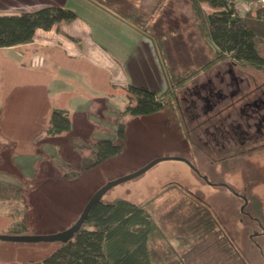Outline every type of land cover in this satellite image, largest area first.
Here are the masks:
<instances>
[{"label": "rangeland", "instance_id": "1", "mask_svg": "<svg viewBox=\"0 0 264 264\" xmlns=\"http://www.w3.org/2000/svg\"><path fill=\"white\" fill-rule=\"evenodd\" d=\"M44 1L0 0V14L15 9L21 12L33 11L42 6ZM63 1L66 7L88 19L91 14H103L99 8H106L104 10L109 13L115 11L111 9L114 4L111 5L108 0H104L107 5L103 6L96 2L93 4L91 0ZM119 1L122 0H115ZM129 1L131 4L123 1L125 4L120 8L123 12L117 14L123 20L126 18V22L132 17L135 22L136 17L140 16L143 10L138 7V2L149 4V10H154L153 13L158 10V5L159 8H164L161 6L166 2L162 3L160 0L157 4V0H151L153 3L150 0ZM186 2H166L167 14L164 17L169 19L172 16L175 28L182 26L185 32L182 38L195 43L198 37L191 26L193 17L190 4ZM247 3L249 2L237 4L240 14L246 12ZM258 4L263 5V1ZM206 8L209 12L210 8ZM143 9L147 12L148 8L144 6ZM110 23L115 26L110 27L113 32L119 33L124 28L121 22ZM159 25L160 22L157 35L162 32ZM132 26L131 24L130 27ZM164 29L165 32L169 31L167 27ZM122 36L124 43L135 37L133 33L121 34L119 37ZM165 36L170 38L169 33ZM205 51L197 49L195 52L199 54L191 57V64L209 61L213 53ZM128 52L125 51L126 54ZM260 55L264 60V44L260 46ZM7 56L8 53L0 51V180L23 187L25 198L24 201L0 203V234L48 236L61 233L72 227L90 198L100 188L138 172L157 159L165 158L139 177L112 187L104 194L103 199L110 201L124 198L141 205L151 213L173 244H176L175 236L193 239L197 234L189 231V225L196 224L197 221L190 219L194 214L190 206H206L217 219L220 238L228 245H224L220 238L205 237L203 241L194 238L197 243L193 242V248L180 255L185 256L181 258V262L190 255L189 264H264V108L259 109L261 114L252 110L249 115L253 116L250 118L241 113L245 100L251 99V104H254L263 96L264 69H245L243 74L249 76V81L241 87L242 93L239 100L233 101L231 111L239 122L235 127L228 126V130L224 132L240 139V134L251 123L248 128L251 139L243 146H236L242 147L241 152L236 151L239 154L230 153L228 158L222 160L228 152H212L211 147L205 150L191 137L199 133V122L194 110L186 114L181 100L182 89L178 92V101L170 102L164 109L147 115L122 114L120 111L125 110L122 99L104 101L103 97L107 96L99 95L95 101V114L87 116L90 120L87 130L83 129V125L79 126V122L82 123L87 118L78 114L73 116L77 121L74 132L48 135L55 99L46 96V83L39 79L43 70L30 66L22 68L7 59ZM138 57L133 55L131 59L134 61H130L132 65L124 68L132 81L129 83L150 87L160 95L164 94L168 89L165 76L169 75L164 58L156 61L155 53L151 52L148 57L144 51L140 69L139 65L133 66V63H139ZM175 68L187 70L182 65H176ZM194 69L195 67H188L189 71L174 76L178 79L186 78ZM87 71L88 69H84L80 73H88ZM204 88L208 90V87ZM192 91L195 92V89ZM237 91L234 90L235 93ZM105 104L108 107L106 109ZM188 115L192 120L190 123L186 121ZM118 122L124 124V138L118 134ZM244 136L246 135L243 134ZM101 140L114 141L122 145V148L117 155L95 164V147ZM229 144L234 145L231 142ZM228 148L234 149V146ZM199 156L211 164L213 177L226 187L211 186L202 179L204 176L201 178L195 168V164L199 167ZM174 158H185L192 166ZM6 211L17 217L2 215ZM186 221L189 223H185ZM183 230L186 233L181 232ZM156 244L160 252L167 250L163 242ZM60 246L61 242L28 244L0 240V264L43 261ZM181 251L179 249L178 252Z\"/></svg>", "mask_w": 264, "mask_h": 264}, {"label": "trees", "instance_id": "2", "mask_svg": "<svg viewBox=\"0 0 264 264\" xmlns=\"http://www.w3.org/2000/svg\"><path fill=\"white\" fill-rule=\"evenodd\" d=\"M92 1L102 6L107 5L105 3L107 0ZM108 1L111 5L114 4L111 9L115 10L116 15L123 12L120 11L122 7L120 3L123 1H119V3L115 0ZM186 1L191 6L195 21L194 26L198 29L201 38L215 47L213 57L195 68L186 78L178 79L171 73L166 74L169 87L162 95L146 86H129L126 91L128 103L125 110L121 111L122 114L147 115L164 109L170 102H176L180 99L178 92L183 90V85L189 78L211 70L219 62L229 61L232 67L239 70V74L245 73V69L248 68L264 69V60L260 55V46L264 44V7L259 5L249 9L244 14H240L237 4L252 0ZM203 3L208 4L214 11L207 13L202 6ZM107 9L110 8L107 7ZM77 17L78 15L74 10L57 4H49L20 14H0V49L30 44L34 41L38 29L48 31L54 27H59L61 23H72ZM127 21L136 27L140 26L137 25V19L133 22L134 17ZM184 97L183 91L182 101ZM257 103L258 105L251 104L250 109L259 113V109L264 108V96L258 99ZM50 123L48 135L51 136L73 130V124L66 110H53ZM117 125L119 136L124 138V124L118 122ZM251 125L249 124V126ZM224 132H219L224 140L221 142L222 145L217 148L221 152H228L226 156L222 157V160L228 158L230 153L239 154L238 152L239 150L241 152L242 147L237 148L236 146H243L246 141L251 139V132L248 130L242 132L246 135L244 137L239 131L242 136L240 139H235L234 135ZM226 140H234L235 145H228ZM228 146H234V149L228 148ZM121 148L122 145L111 140L98 141L95 147L97 156L95 164L117 155ZM201 158L197 161L199 167L195 164L200 175L207 176L212 183L211 186L226 187L219 184L220 181L213 177L211 164ZM202 179L208 183L204 178ZM24 198L23 187L0 180V203H11L13 200L24 201ZM190 209L194 213L190 219L197 221L196 224L189 225V231L197 234L193 239L177 235V249L180 250L192 249L193 242L197 243L194 241L195 239L203 241L205 237L220 238V232H217L219 224L209 208L203 205H193L190 206ZM185 223H189V221ZM181 232L186 233L185 230ZM221 240L223 241V239ZM158 241L164 243L167 251L160 252L156 248ZM226 243L223 241L224 245H228ZM177 249L171 246L169 238L147 209L124 198H116L110 201L102 199L91 210L73 240L61 243V246L43 261L22 264H189L190 255H187L184 259L185 262L182 263L181 258L185 256L180 257V255L184 251L178 254Z\"/></svg>", "mask_w": 264, "mask_h": 264}, {"label": "crops", "instance_id": "3", "mask_svg": "<svg viewBox=\"0 0 264 264\" xmlns=\"http://www.w3.org/2000/svg\"><path fill=\"white\" fill-rule=\"evenodd\" d=\"M26 1L30 0H23V2ZM122 1L131 4L129 0ZM159 1L157 0V4H159ZM164 1L167 3L172 2V0H161L162 3ZM91 2L95 4V1L91 0ZM150 2L152 1L150 0ZM166 2L161 6L164 8H159L158 5V10H155V13H153L154 10L152 12L149 10V4L144 5L142 1L138 2V7L143 10L141 13L139 12L140 16L136 17L137 25L141 27L134 25L130 27L131 24L117 16L114 12L110 11L111 13H109L105 11L104 9L106 8L104 7H102L104 9L99 8L104 12L103 14L101 12L96 14L90 13L89 19L82 17L76 11L78 17L72 23H61L59 27H54L48 31L38 29L32 43L18 47L3 48L0 51L8 53L9 56H7V59L13 63L15 62L22 68L27 66L41 68L43 72L39 79L46 83V96L48 97L49 95L50 99H55L52 111L62 109L68 112L73 124V130L71 132H74L77 122L76 117L73 118V116L78 114L84 115L87 120H84L82 123L79 122V126L82 127L83 125V129L87 130V125L90 123L87 116H93L95 114L97 110L95 101L99 98V95L104 94V96L108 97H103L104 101L105 99L114 101L116 98H120L124 102V109L127 106L128 99L126 91L129 86L136 84L129 83L132 81L125 73L124 68H129L132 65L130 61H134V59H131L133 55L139 56V63L135 62L133 66L139 65L141 69L144 51L148 57L153 52L157 56L156 61L164 58L168 73L177 75L189 71L190 68L188 70V67L197 68L200 66L199 64H202H196V62L195 64H191L192 58H194L193 56L199 54V52H195L197 49L199 51L206 50L214 53V45L202 39L198 29L194 26L195 21L192 10L191 16L193 17V21L191 26L198 37V41L195 43L191 40L185 41L182 38L185 32L182 26L175 28L174 19H172L170 14L169 16L171 18L165 19L164 16L167 14L166 5H168ZM186 3L189 5V2ZM49 4L66 7L63 0H45L42 6L38 8ZM144 6L148 8L147 12H150L149 14L144 12L146 11L143 9ZM202 6L207 13L214 11L206 3H203ZM206 7L210 8L209 12L206 10ZM159 10L161 11L159 12ZM13 13L20 14L21 11L15 9L14 11H6L1 14ZM110 22H121L124 25L122 30L126 34L133 33L135 37L130 39L128 37L129 42L124 43V36L121 38L119 36L125 33L122 30H119V33L117 31H111L110 27L114 28L115 26ZM159 22L162 32L157 35ZM164 27L169 28V31L165 32ZM171 28H175V30H171ZM167 33L170 34V38L169 36H165ZM125 51L129 52L126 54ZM125 55H129L130 57L127 58ZM205 55L206 53L202 56L204 57ZM176 65L177 67L181 65L185 66L187 70L177 69L175 68ZM84 69H88V73L81 74L80 72ZM239 73V70L236 67H232L229 61H223L216 64L211 70L201 72L195 77L189 78L183 85V91L186 89L182 103L184 110L187 111L186 114L194 110L197 121L199 122V133L196 136L191 135V137L194 141L199 142V147H204L205 150L211 147L217 151L218 146L222 145L221 142L224 140L219 132L227 131L230 125L231 127L238 125L239 120L236 119V116L231 111L233 110V101L239 100L241 93H235L234 90L239 86H244L249 81L247 74ZM166 82L169 85L167 77ZM204 86L208 87V90H205ZM192 89H195V92ZM250 100H245L243 103L244 109L242 108V111L240 110L241 113L246 114L249 118L253 116L249 115L251 113ZM104 106L105 109L108 108L106 104ZM258 114L261 113L259 112ZM187 117L186 121L190 123L192 120L191 118L189 119V115ZM249 127L246 126V130ZM73 137H71V140L74 139ZM226 141H228V145H230L229 142L234 143V140ZM6 214L11 217H17L10 212L7 213V211L2 213V215ZM174 240H176V236ZM169 242L174 249H177V240L176 244H173L169 238ZM186 250L185 248L182 249L185 253ZM178 251L179 249H177ZM181 252H178V254ZM191 254L195 255V253Z\"/></svg>", "mask_w": 264, "mask_h": 264}, {"label": "water", "instance_id": "4", "mask_svg": "<svg viewBox=\"0 0 264 264\" xmlns=\"http://www.w3.org/2000/svg\"><path fill=\"white\" fill-rule=\"evenodd\" d=\"M157 159L154 162L150 163L148 166L142 168L138 172L129 175L127 177L112 181L102 188H100L97 192L93 194V196L90 198L88 203L86 204L81 216L77 219V221L70 227L69 229L58 233L54 235H48V236H26V235H6V234H0V240L8 241V242H16V243H38V242H61V243H67L71 240H73L76 233L82 228L83 224L85 223L89 213L94 208V206L99 203L102 199L104 194L110 190L112 187L123 183L125 181L134 179L136 177H139L140 175L146 173L150 168H152L154 165L159 163L160 161L164 160ZM177 160L185 161L191 165L189 161H187L185 158H174ZM192 166V165H191ZM204 179L211 185L212 183L208 180V177L204 176Z\"/></svg>", "mask_w": 264, "mask_h": 264}, {"label": "built area", "instance_id": "5", "mask_svg": "<svg viewBox=\"0 0 264 264\" xmlns=\"http://www.w3.org/2000/svg\"><path fill=\"white\" fill-rule=\"evenodd\" d=\"M262 1H263V5L262 4H258V3L261 2V0H252V1H250L249 3L246 4L247 5L246 6V11H248L251 8L257 7L259 5H261L262 7H264V0H262ZM237 8H238V5H237Z\"/></svg>", "mask_w": 264, "mask_h": 264}, {"label": "flooded vegetation", "instance_id": "6", "mask_svg": "<svg viewBox=\"0 0 264 264\" xmlns=\"http://www.w3.org/2000/svg\"><path fill=\"white\" fill-rule=\"evenodd\" d=\"M242 86H239L238 88H236L235 90H238L237 92H239V93H242V88H241ZM262 95H264V92L262 93ZM255 103H257V101L255 102ZM254 103V104H255ZM257 105H258V103H257ZM201 176H203V175H201Z\"/></svg>", "mask_w": 264, "mask_h": 264}]
</instances>
